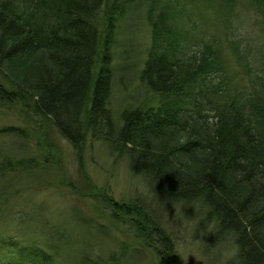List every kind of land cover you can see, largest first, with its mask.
Instances as JSON below:
<instances>
[{
	"label": "trees",
	"instance_id": "16d2710c",
	"mask_svg": "<svg viewBox=\"0 0 264 264\" xmlns=\"http://www.w3.org/2000/svg\"><path fill=\"white\" fill-rule=\"evenodd\" d=\"M192 1L0 0V110L13 111V104L20 103L74 149L90 135L117 144L150 198L124 208L136 214L133 226L142 245L156 251L160 264L182 263L172 237L161 227L163 218L151 209L153 200L167 212L183 207L204 227L214 224L209 247L233 238V259L224 264H264V86L249 91L241 84L258 78L254 69L264 66V50L246 43L243 48L263 57L254 56L251 63L243 57L236 42L242 9L236 8L238 16L234 11V30L223 25H229L224 10L240 0H195L203 6L194 12L218 15L222 32L206 39L200 31V37L192 38L186 19L191 15L186 3ZM246 1L264 27V0ZM143 24L150 39L138 62L131 35ZM127 70L157 103L122 109L115 125L109 100L115 84L126 88ZM4 134L9 136L0 138V210L6 207L9 215L2 212L0 225L11 221L21 233L0 235V247L21 261L34 257L37 264H57L53 235L35 246L39 236L26 233L30 222L10 215L16 179L36 173L37 161L9 157L22 151L18 148L29 136L26 129L5 126L0 128ZM19 164L22 173L14 171ZM35 207L27 209L28 217L45 230L39 223L44 207ZM23 236L28 246L21 247ZM126 251L122 247L112 253L107 264L118 263ZM94 257L82 249L74 264H101Z\"/></svg>",
	"mask_w": 264,
	"mask_h": 264
},
{
	"label": "rangeland",
	"instance_id": "374dc122",
	"mask_svg": "<svg viewBox=\"0 0 264 264\" xmlns=\"http://www.w3.org/2000/svg\"><path fill=\"white\" fill-rule=\"evenodd\" d=\"M186 4H189L191 14L186 19L192 24L189 34L192 38L200 37V31L206 39L222 32V23L218 15L207 14L201 17L194 12L198 7L202 8L200 1L194 0ZM242 4L245 7L239 8ZM248 4L246 0H240L239 3L236 1V4L226 8L223 14H227L229 25L225 23L223 25L234 30L238 20L237 10L242 9L244 16L241 17L242 21L236 29V42L240 43L243 57L251 63L254 62L251 60L254 56L256 59L263 57L261 54H255V51L264 50V27L261 20L255 19L257 10ZM234 11L237 16L234 15ZM132 36L135 37L138 46L139 62L143 60L149 45V29L143 24L142 29L137 33L133 32ZM118 37H121V33ZM192 38L191 42H195ZM246 43L255 46V51L243 48ZM230 59L229 69L234 70V62L232 58ZM137 68L139 69L138 65ZM129 71L124 72L125 75L128 72L127 82L124 84L126 88L118 84L112 88L109 107L115 125L120 124L122 109L135 107L144 102H151L154 105L157 103V97L144 88L142 91L137 85L136 77H131ZM254 71L258 78L254 77V81L251 82H241L249 91L264 86V66L258 64ZM239 78L240 76L236 75L235 82L239 81ZM21 106L20 103H15L13 111L0 110V128L14 125L26 129L29 136L20 141L18 148L22 151L15 152L9 157L15 160L22 159L25 163L33 157L37 161V164L33 165L36 173L19 174L12 194L15 195L7 207L11 206L12 217L19 214L18 217L23 216L30 222L25 225L26 233L39 236L33 241L35 246L39 241L44 244L43 240L53 235L52 240L57 250L53 257L57 264H74L79 259L78 252L82 249L89 258L94 255L101 264H107L111 254L120 252L122 247L127 250L126 255L116 264H160L156 251L142 245L143 240L133 226L136 214L124 208L127 203L141 200L146 202L150 199L142 178L131 174L126 153L117 144L91 135L78 149H74L75 146L68 143L50 123L39 118L40 116L31 109L30 111L21 109ZM6 136L9 135H0V138L8 139ZM22 169L20 164L14 167V171L19 170L20 173ZM150 197L153 200V196ZM150 203L151 209L163 218L161 227L172 237L173 248L182 264H224L230 258L232 261L233 238H228L224 244L217 247L207 246L212 237L211 229L214 224H207L206 227L197 224V218L187 215L181 206L179 210L167 212V207L159 205L154 200ZM35 206L44 207L43 219H39V223L46 225L45 230L40 231L38 224H33L28 217L27 209L36 208ZM1 209L0 218L4 215L2 212L9 215L6 207ZM191 213H195L194 208ZM72 215L76 221L74 218L71 220ZM17 226L11 221L2 222L0 235L4 234L5 237L16 235L21 231ZM22 238L21 247L30 242L26 236ZM17 242V245L20 244L18 240ZM12 253L0 247V264L38 263L34 257L21 261L17 253ZM231 264L241 262L234 260Z\"/></svg>",
	"mask_w": 264,
	"mask_h": 264
}]
</instances>
